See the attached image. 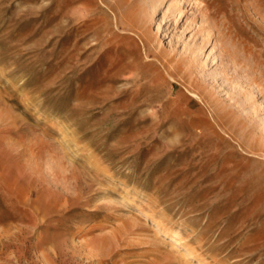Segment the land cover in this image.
<instances>
[{
	"label": "rangeland",
	"instance_id": "rangeland-1",
	"mask_svg": "<svg viewBox=\"0 0 264 264\" xmlns=\"http://www.w3.org/2000/svg\"><path fill=\"white\" fill-rule=\"evenodd\" d=\"M0 264H264V0H0Z\"/></svg>",
	"mask_w": 264,
	"mask_h": 264
}]
</instances>
